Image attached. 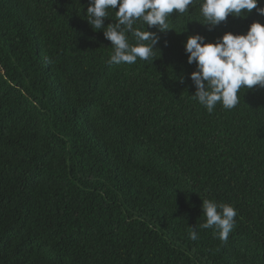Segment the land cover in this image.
<instances>
[{
	"label": "trees",
	"instance_id": "1",
	"mask_svg": "<svg viewBox=\"0 0 264 264\" xmlns=\"http://www.w3.org/2000/svg\"><path fill=\"white\" fill-rule=\"evenodd\" d=\"M88 3L0 0V264H264V87L209 113L183 47L264 15L174 10L152 62L115 65ZM203 199L235 208L226 243Z\"/></svg>",
	"mask_w": 264,
	"mask_h": 264
},
{
	"label": "clouds",
	"instance_id": "2",
	"mask_svg": "<svg viewBox=\"0 0 264 264\" xmlns=\"http://www.w3.org/2000/svg\"><path fill=\"white\" fill-rule=\"evenodd\" d=\"M194 6H198V21L210 27L229 15L244 17L253 9L264 15V6H258V0H89L83 18L110 41L112 52L107 63L134 64L138 59L152 62L157 57L158 33L173 29L169 18L174 10L176 15H183ZM107 17L113 22L105 25ZM146 26L155 27L157 32L146 30ZM183 47L187 62L195 64L189 74L195 87L191 96L209 113L217 104L232 109L240 102L241 92L264 87V23L253 21L242 34L224 32L214 42L198 33L188 35ZM201 209L205 221L200 228L215 229L218 239L226 243L235 227V208L203 199ZM189 238H199L193 226H189Z\"/></svg>",
	"mask_w": 264,
	"mask_h": 264
}]
</instances>
